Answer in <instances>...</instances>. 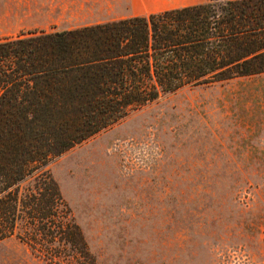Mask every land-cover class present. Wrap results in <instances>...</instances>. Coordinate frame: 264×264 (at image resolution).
Here are the masks:
<instances>
[{
    "label": "rangeland",
    "instance_id": "1",
    "mask_svg": "<svg viewBox=\"0 0 264 264\" xmlns=\"http://www.w3.org/2000/svg\"><path fill=\"white\" fill-rule=\"evenodd\" d=\"M6 2L0 40L89 20L50 0L45 17H2ZM48 168L90 264H264V73L161 95ZM0 264L51 263L13 235Z\"/></svg>",
    "mask_w": 264,
    "mask_h": 264
},
{
    "label": "trees",
    "instance_id": "2",
    "mask_svg": "<svg viewBox=\"0 0 264 264\" xmlns=\"http://www.w3.org/2000/svg\"><path fill=\"white\" fill-rule=\"evenodd\" d=\"M262 73L264 0L0 40V241L90 264L50 162L161 95Z\"/></svg>",
    "mask_w": 264,
    "mask_h": 264
},
{
    "label": "crops",
    "instance_id": "3",
    "mask_svg": "<svg viewBox=\"0 0 264 264\" xmlns=\"http://www.w3.org/2000/svg\"><path fill=\"white\" fill-rule=\"evenodd\" d=\"M5 17L14 15H30L45 17L47 0H21L22 5L15 12L6 0ZM49 1V0H48ZM54 3L51 11L58 9V16L74 15L84 12L89 20L74 22L82 25L109 23L122 18L144 16L168 9L204 3L208 0H50ZM70 11V13H66ZM36 23H45L38 20Z\"/></svg>",
    "mask_w": 264,
    "mask_h": 264
}]
</instances>
